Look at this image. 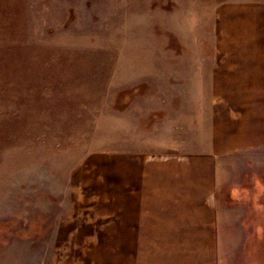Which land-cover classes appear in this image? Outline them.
I'll return each instance as SVG.
<instances>
[{
  "label": "rangeland",
  "instance_id": "1",
  "mask_svg": "<svg viewBox=\"0 0 264 264\" xmlns=\"http://www.w3.org/2000/svg\"><path fill=\"white\" fill-rule=\"evenodd\" d=\"M215 1L0 0V264H167L169 228L138 250L123 206L136 171L173 157L157 149L182 130L152 105L174 98V55L211 46ZM158 8H182L179 36ZM222 157L219 264H264V152Z\"/></svg>",
  "mask_w": 264,
  "mask_h": 264
},
{
  "label": "crops",
  "instance_id": "2",
  "mask_svg": "<svg viewBox=\"0 0 264 264\" xmlns=\"http://www.w3.org/2000/svg\"><path fill=\"white\" fill-rule=\"evenodd\" d=\"M141 1L144 5L153 2ZM181 9L165 13L158 8L152 14L158 25L169 23L170 31L179 36ZM206 16L197 33L211 46L196 49V61L175 54L173 76L165 79L167 83L174 78L175 101L168 98L151 104L169 106L176 118L173 129L182 130L174 138L169 134V140L160 141L157 149L173 157L145 163L143 173L136 171V185L128 188L136 199L123 206L129 212L128 227L135 222L136 228V238L128 229L126 240L134 242L135 238L138 250L144 246L141 241L146 233L152 240L158 228H169V245L163 246L168 250L163 262L167 264H219L216 185L222 156L235 154L245 161L256 151L264 152V0H216L211 15ZM200 64H205L197 70L204 96L195 99L185 81L193 80L190 74ZM156 125L163 130L162 123Z\"/></svg>",
  "mask_w": 264,
  "mask_h": 264
}]
</instances>
